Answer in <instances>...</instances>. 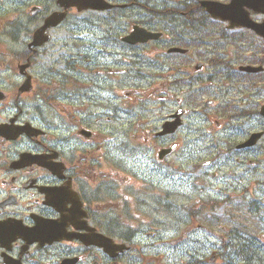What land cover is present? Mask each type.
<instances>
[{"label":"flooded vegetation","instance_id":"af4514ba","mask_svg":"<svg viewBox=\"0 0 264 264\" xmlns=\"http://www.w3.org/2000/svg\"><path fill=\"white\" fill-rule=\"evenodd\" d=\"M6 1L0 0L1 17V7ZM18 1L22 3L23 0ZM32 1L34 3L28 15L29 18L40 20L37 26L50 12L64 10L57 5V0ZM107 1L112 6L102 11H79L75 7H68L62 23L68 21L74 13L83 12L113 13L115 16L108 17L115 22L129 14L130 22L144 27L152 20L151 0ZM221 1L229 3L231 0ZM178 3L186 5V12L196 16L200 0H179ZM244 12L251 23L259 25L262 33L248 26L230 27L228 20L222 21L229 31L240 32L236 38L245 56L243 63L225 65V81L239 83L244 88L241 89L239 104L231 100L226 103L225 114L230 119L226 129L230 134H238L240 137L233 140L228 138V147L223 155L228 161L226 172L230 175L239 172L240 176L263 184L264 114L261 113V106L264 105V0H257L253 7L245 5ZM21 28L23 26L19 27L18 33ZM119 33L115 32V40H119L129 50L132 60H128L127 56L115 60L132 65L144 62L136 53L132 56L136 49L163 39L160 37L129 44L123 40L129 31ZM118 35L119 38H116ZM45 44L25 58L23 50H12L0 56V264H179L167 254V245L181 244L188 240V236H191L192 242L198 241L193 234L195 227L200 226L202 215L206 213V208L199 205L200 193L204 191L176 189L154 193L149 190H115V129L111 130V137L105 138L101 120L104 112L115 120V103L103 96V92L108 91L107 87L113 84H109L99 68L112 70L109 67L115 62L111 66L110 63L98 61L89 65L88 59L79 53V57L70 56L62 69L52 65L43 68L41 56ZM149 49L158 51L159 47L155 45ZM166 50L165 59L166 63L171 62L170 69L179 68L181 60L188 54L168 53ZM145 51H149L147 47ZM122 53L124 51L118 55ZM27 60L29 65L21 72L19 65ZM213 64L215 67L217 62ZM197 65L194 64V70L199 72L202 64L198 68ZM242 66L260 68L248 71L242 69ZM27 75H30L31 88L24 91L21 85ZM58 99L70 103L63 126L57 121L53 123L51 117L61 116L57 111H52L53 103ZM105 107L106 110H103ZM253 124L258 127L249 129ZM93 125L100 131L94 133ZM52 128L63 132L52 135ZM158 131L154 132V136H168L159 135ZM258 132L260 135L255 143L239 146ZM105 141L112 142V158L105 157ZM257 148L260 149L259 156L253 157ZM233 156L238 164L230 163ZM198 165L195 162L191 164L193 173ZM192 178L197 189L199 175L194 174ZM123 187L127 188L125 185ZM252 188L254 186L234 196L242 199L251 196L249 198L255 201L254 198L261 196H253ZM226 190L229 189L224 187L219 191L223 193ZM174 192L179 197L178 202L171 197ZM130 194H136L141 201L152 198L155 205L153 211L166 214V219L156 218L148 228L131 223L132 211L139 209L130 206ZM155 197L160 198V207L156 206L158 202L154 200ZM172 212L177 213V225L181 230L176 236L168 235L169 224L175 223L169 215ZM43 228L62 229L65 234L53 239L37 238L38 235H44V232L36 229Z\"/></svg>","mask_w":264,"mask_h":264},{"label":"rangeland","instance_id":"374dc122","mask_svg":"<svg viewBox=\"0 0 264 264\" xmlns=\"http://www.w3.org/2000/svg\"><path fill=\"white\" fill-rule=\"evenodd\" d=\"M151 2L162 9H165V6L172 9L179 4V0H151ZM33 3L32 0H23L22 3L18 0H7L1 7L0 56L12 50H25L31 30L40 22L35 18H29L28 12ZM105 15L107 13H74L68 21L53 28L52 38L42 50L41 65L43 68L52 65L62 69L70 56L79 57L80 54L81 57H85L84 59H88L89 65L98 61L110 63L111 66V63L115 62L109 67L112 70L99 67L109 84L110 82L113 84L107 87L108 91L103 92V96L106 100L115 103V120L106 112L101 115V120L102 134L105 138L111 137V130L115 129V190L120 192L125 189L149 190L154 193L176 189L189 192L204 191L200 193L199 205L206 208V213L202 215L206 223L199 220V228L195 227L193 237L198 241L192 242L191 236H188V240L181 244L170 243L167 245V254L179 264H182V261L183 264H197L195 260L198 264H228V258L235 257V254L233 248L227 251L225 246L230 242L241 244L240 240L244 232L248 231L252 238L259 235V241H264L262 219L264 183L244 178L239 172L230 175L226 172L228 161L223 155L228 147V138L233 140L240 137L238 134H230L226 129L230 119L225 112H227L226 103L230 100L239 104L241 89L244 87L239 83H227L224 79L227 63H243L245 60L239 39L236 38L239 37L240 32H231L222 21L210 18L207 13L203 16L197 12L195 18L201 20V37L194 47L189 48L188 54L181 60L179 71L176 72V69H170L171 62L166 63L167 56L164 53L171 43L168 37L170 34L181 36L183 32L188 33L191 30L179 25L180 18L169 22L168 18L156 17L152 18L148 26L144 24L146 27L162 31L163 39L161 38L158 43L146 45L149 51H145V46L136 49L132 56L136 53L144 62L132 65L115 60L120 56H127L128 60H132L128 54L129 50L122 46L119 40L118 42L115 40L116 31L122 34L131 29L133 24L130 22L131 17L128 14V17H120L115 22L109 21L104 17ZM157 18L160 19L154 21ZM11 21H24L27 31L21 29L16 34L13 26L17 24ZM6 31L11 32L13 36L5 34ZM116 38H119V35ZM165 43L167 45L163 47ZM155 45L159 47L158 51L149 49ZM121 51H124V54L118 55ZM213 58H218L220 65L214 67L213 62H210ZM198 61L204 63L199 72L194 70V64ZM30 71H33V67ZM188 74L195 77L191 82L188 80L185 82L188 85H176V76L188 78ZM207 100H212V104H206ZM53 104L52 111H57L61 116H51L53 118L51 119L53 123L57 121L63 126L65 118L68 117L66 109L70 107V103L58 99ZM178 107L186 109L182 117V125L168 136L161 138L154 136V132L160 130L162 124L171 119ZM103 110H106V107ZM168 116L170 118L166 119ZM95 127L93 125L94 133L100 131ZM255 127L258 126L253 124L249 129ZM62 132L61 129L52 128L51 134ZM124 142L127 144L123 145ZM173 143L176 144L173 152L160 160L157 151ZM111 149L112 142L105 141V157L112 158ZM258 150L260 149L254 150L253 157L259 156ZM194 162L199 165L193 169V173L191 164ZM230 163L239 162H236L233 156ZM194 174L199 175L196 182L197 189L192 182ZM124 185L127 188H124ZM246 185L254 186L253 196H261L254 198L256 202L249 198L251 196L247 199L234 196L235 193L247 191L249 187ZM224 187L229 190L221 193L219 190ZM129 196L132 197L129 201L130 206L139 209L132 211L131 223L139 224L141 228H148L154 219H166V214L153 211L155 205L152 198L141 201L137 199L136 194ZM171 197L174 201H179L175 192ZM209 197L224 199L215 198L212 202ZM240 199L242 204L251 207L242 205ZM208 219L211 221L208 222ZM169 226L168 235L176 236L181 233L177 224L173 225L171 222ZM250 241L260 243L258 240ZM228 252H231L229 256ZM242 263L241 259L236 258L235 264Z\"/></svg>","mask_w":264,"mask_h":264},{"label":"water","instance_id":"95a60500","mask_svg":"<svg viewBox=\"0 0 264 264\" xmlns=\"http://www.w3.org/2000/svg\"><path fill=\"white\" fill-rule=\"evenodd\" d=\"M257 0H231L229 3H223L217 0H201L200 4L212 17L219 18L221 20H228L230 22V27L233 26H248L253 28L256 32L262 33L256 24L251 23L247 19L246 13L244 12V6L253 7ZM57 4L64 8L75 6L78 10L92 8V9H104L110 6L102 0H57ZM65 16V12L54 11L49 14L45 19L43 24L34 30L32 39L28 43V47L32 48L35 46L42 45L45 41L49 39V34L47 33L50 27L57 25ZM264 34V33H263ZM160 32L147 31L145 28L138 25H134L132 31L126 35L123 39L129 43L144 42L149 39L157 38ZM169 51H181L184 52L185 49L179 47H172ZM28 63L20 65V71L27 67ZM200 65V64H199ZM197 65V68L199 67ZM260 67L242 66V69H247L248 71H256ZM31 87L30 77L28 76L23 84L21 85L22 90H28ZM181 110H178L172 117L173 120H167L162 125V130L158 134L170 133L175 131V129L180 125V114ZM261 113L264 114V105L261 106ZM260 133L253 134L248 140L240 144L239 146H246L255 143ZM173 146L161 148L158 152V157L162 158L172 150ZM43 231L44 235H38L37 238L43 239H53L62 237L65 233L62 229H51L43 228L36 229ZM40 236V237H39Z\"/></svg>","mask_w":264,"mask_h":264},{"label":"trees","instance_id":"16d2710c","mask_svg":"<svg viewBox=\"0 0 264 264\" xmlns=\"http://www.w3.org/2000/svg\"><path fill=\"white\" fill-rule=\"evenodd\" d=\"M198 9H199L198 12L204 16L205 12L203 11V9L201 7H199ZM182 11L186 12V5L184 4L176 5L174 7V10H166V11H159V12L163 14L165 18H168L169 22H172V20H179L180 18L179 25L191 29L188 31L190 35V39H191L189 43H187L189 41L186 38L187 36H184L185 41H183V39H181L182 37L176 35L173 41H177V43L183 44L184 46L194 45L195 43L198 42L195 39L196 38L199 39V37H201V34H200L201 20L195 19V16L194 17L191 16L190 12L189 13L186 12V14H182L181 13ZM183 33L182 35H186ZM211 62L215 63L217 62V60H211ZM226 110H227V107H226ZM154 199L158 202L157 206L160 207L161 206V204L159 203L160 198H154ZM210 200H212V202L214 201V199H210ZM240 203L242 204L241 199H240ZM241 204H239L240 208H241ZM242 205L249 207V208L251 207V205H248V204H242ZM201 208L205 209V207H201ZM247 213L249 214L248 210H247ZM169 215H171L173 219L175 220V222H177L178 217L175 212L169 213ZM209 221L211 220L208 219V222ZM258 236L256 238H252L253 236L251 237L247 231L242 234L243 238H241L240 240L241 244L232 243V242L228 243L227 246H225V248L227 249V251H229L228 249H230L231 251V248H233V251L235 254V257L231 256L228 258V264H235L236 258L241 259L244 264H264V243L259 241L260 239L258 238ZM250 240H258L260 243L252 242ZM230 253L231 252H228V256L230 255Z\"/></svg>","mask_w":264,"mask_h":264}]
</instances>
